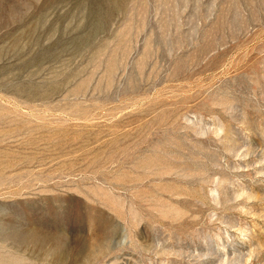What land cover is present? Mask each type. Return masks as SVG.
<instances>
[{
  "label": "rangeland",
  "instance_id": "obj_1",
  "mask_svg": "<svg viewBox=\"0 0 264 264\" xmlns=\"http://www.w3.org/2000/svg\"><path fill=\"white\" fill-rule=\"evenodd\" d=\"M0 264H264V0H0Z\"/></svg>",
  "mask_w": 264,
  "mask_h": 264
}]
</instances>
